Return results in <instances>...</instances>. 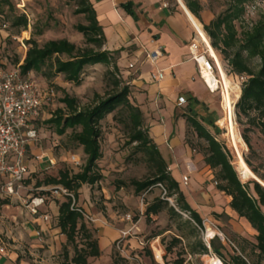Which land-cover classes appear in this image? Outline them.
Masks as SVG:
<instances>
[{
  "label": "trees",
  "instance_id": "1",
  "mask_svg": "<svg viewBox=\"0 0 264 264\" xmlns=\"http://www.w3.org/2000/svg\"><path fill=\"white\" fill-rule=\"evenodd\" d=\"M17 0H0V17L16 12ZM75 4L74 16H81L85 24L74 27L75 35L83 40V46L67 38L47 39L39 43L36 39L43 33L38 29L30 33L24 42L26 51L19 66L22 76L41 74L46 80L60 77L63 82L76 87L82 83V76L87 68L103 66L106 68L103 82L104 93H94L92 100L85 106L79 105L76 97L69 96L64 90H59L63 96L59 100L62 108L55 110L53 116L44 123L55 129L57 136H63L67 131L69 141L76 145L82 154L80 170L71 175L67 170H59L55 176H47L35 185V197L48 201L49 190L46 188L62 187L72 193L73 200L62 197L56 200L57 216L53 226L59 230L64 238V245L60 250V264H89L101 255L94 230H91L76 206L78 191L84 185L93 186L100 176L96 172L97 162L101 160L100 149L101 123L108 116L124 130L127 143L143 156L149 175L142 180H131L130 186L134 195L141 194L160 185L164 191L162 198L156 197L146 204L144 216L155 217L165 211L170 223L176 224L177 236L170 238L167 243L160 240L163 247V261L166 264H184L185 255L204 256L212 254L224 264H264V175L258 168L253 167L248 157L242 158L255 179L242 184L237 172L231 164V156L225 146L207 132L192 116L185 118L186 133L190 129L198 142L196 151L190 142L185 144L190 150L199 154L202 162L214 172L217 190L230 198L229 208L239 219H244L255 232L254 241L233 234L232 239L237 248L227 253L226 247L219 238L214 236L209 241V247L200 240L196 228H202V220L191 210L177 182L171 177L168 165L160 155L149 131L144 127L145 118L139 106L133 99L132 86L128 80L122 78L117 62L122 50L109 52L105 49L106 40L102 29L96 20L95 11L89 0H73ZM250 0H231L224 12L217 15L202 29L214 52L222 57L228 74L244 77L240 87V96L233 107L236 124L242 129L240 137L253 154L250 134L256 130L264 138V18L245 26L242 18L246 4ZM188 12L200 23L203 6L199 0H181ZM125 11L132 14L129 3L121 5ZM10 28L17 32H25L28 22L24 15L10 17ZM238 24V27L236 26ZM103 48V50H102ZM217 56V55H216ZM258 61V68L253 71L250 63ZM1 68H5L2 64ZM47 71L45 74L44 71ZM39 121L34 124H38ZM185 133V136H186ZM185 139V137H184ZM262 182V183H261ZM168 200L172 206L168 205ZM9 200H1L0 207L7 206ZM187 214L189 220L181 221V214ZM227 225L229 218L225 214L213 215ZM195 225V227L191 224ZM162 234L150 236V242ZM182 241L186 244L182 245ZM179 246L178 250H175ZM175 250V252H173ZM174 255L172 261H167L169 255ZM227 257L226 261L224 258ZM112 264H128L119 254L112 255Z\"/></svg>",
  "mask_w": 264,
  "mask_h": 264
},
{
  "label": "rangeland",
  "instance_id": "2",
  "mask_svg": "<svg viewBox=\"0 0 264 264\" xmlns=\"http://www.w3.org/2000/svg\"><path fill=\"white\" fill-rule=\"evenodd\" d=\"M176 1L173 0V3L178 7ZM199 1L203 6V12L201 14L202 23L199 22L202 28L203 24L208 23L217 15L224 12L231 0ZM245 8V14L242 18L243 25L250 26V24L256 22L260 18H264V0H250ZM15 9L16 12L11 15L13 17L24 15L27 18L29 26L25 32L19 33L15 29L9 27L11 22V15L9 13H6V16L0 17V65L2 64L5 68H11L16 63L21 62L26 51L24 42L30 37L31 32L38 29L43 30L42 35L36 38L39 43L47 39L67 38L83 46V40L75 35L74 27L77 24L85 23L81 16L73 15L75 10L73 0H17ZM236 26L238 27V24ZM198 41L202 44L199 39ZM199 49L202 52L205 51L204 44L201 46L199 45ZM215 54L232 86L230 97L235 105L240 96L241 84L245 81V78L228 74L227 69L224 67L222 57L216 52ZM250 66L253 71H256L258 68V61L256 59L251 61ZM118 68L119 72L124 71V67ZM105 70L106 68L103 66L87 68L83 73L82 83L78 87L63 82L60 77L46 80L41 74H31L42 86L52 87L55 91V96L52 102L44 108L39 123L34 124L36 137L29 142L26 154V165L29 164V175L24 182L25 190L21 194V201L10 200L7 205L9 208H5L6 206L0 207V246L8 248L12 246L17 247L18 250L22 252L23 256L29 260H34L35 263L32 264H60L61 258L58 251L59 249L57 251L55 249L58 245L56 242L53 243L54 247H51L50 251L47 248L48 245L38 246L36 242H34L36 241L34 231L40 229V227H37L36 223L33 222L32 217L23 206V201H25L28 196L35 197L34 189L36 183L42 182L47 176H55L59 170H67L71 175L76 174L80 168L74 167L68 163L71 155L78 156L83 161L80 149L68 139L70 132L67 131L65 135L57 136L55 129L46 125L44 122L53 116L56 109L62 108L59 100L62 98L63 94L59 90H64L69 96L76 97L81 107L91 102L94 93L103 95L105 91L103 82ZM213 71L216 75L215 69H213ZM44 72L47 74L46 70ZM121 76L125 80L124 75L122 74ZM213 96V110L201 107L196 109L195 113H190L189 110L183 109V113L176 114L174 119L178 117L186 118L190 114V116L201 123L203 128L229 151L231 164L239 177L236 151L226 136V121L221 88L216 91ZM192 108L194 107L192 106L191 109ZM143 109L145 116L150 115L149 112H154L153 105L150 101L144 105ZM233 121L240 135L242 129L236 124L234 115ZM168 124L169 121L166 120L167 127ZM161 126H163L162 123ZM171 126L174 128L175 133H178L177 126ZM180 126L179 132L181 133L182 129ZM144 127L148 130V125L145 122ZM151 138L155 140L152 133ZM250 140L254 152L253 154L249 155L246 146L243 147L240 144L236 145L237 151L240 152L242 158L248 157L252 166L258 168L260 173L264 175V138L259 135L256 130H253L250 134ZM127 141L126 134L122 127L113 122L111 116H108L107 119L101 123V136L99 142L102 158L97 162L96 168L100 180L93 186L84 185L78 191L76 206L82 210L84 221L87 226L91 230H94V236L97 238L98 244L99 238L103 237L102 232L104 230L108 233L113 231L116 234L115 238L110 239L111 244L109 248L104 245V242L101 243L100 259H94L90 261L89 264H111L110 258H112V255L119 254L122 256L124 242L135 237L143 243L141 246L143 254H145L146 257L149 256L150 260H152L151 256L153 254V249L149 245L156 241L155 246H160L163 250L160 240L163 239V242L167 243L170 238L178 234L175 229L176 224L168 221V216L165 211L159 213L155 217L146 218L144 216L146 204L151 203L156 197L162 198L163 192L161 188L155 187L140 196L136 197L134 195L133 188L130 186V181L144 179L149 175V171L145 165L142 154L136 150L134 144H128ZM183 142L184 144L185 142H190L192 147L196 151L198 150V142L195 140L194 134L190 129H188ZM161 153L163 152L161 151ZM40 163L42 164L40 168H38L37 164ZM31 166H33L34 169H32ZM212 176L211 183L214 186L215 175L213 171ZM239 180L242 184L252 181L250 178L243 180L240 177ZM214 187L217 188V185ZM44 190H50V188ZM47 195L48 201H46V203L53 202L54 204L56 200H63L62 198H56L51 192ZM171 203L168 202V205L172 206ZM2 209H4L3 212ZM46 215L51 218V222L53 223L54 218L50 210H47ZM185 220H189V216L182 213L180 222ZM217 221H219L223 227L218 226L213 221L203 219V230L200 231L196 228L199 238L207 245L212 237L217 236L221 244H223V242L225 243L224 246L227 249L226 254L229 255V253L236 250L237 245L233 241V234L228 227H226V224L221 220L217 219ZM191 224L195 227L192 222ZM133 225H136L139 229L137 235L128 237L124 242L118 243L120 232H129ZM238 227L240 230L244 231L241 225H238ZM205 231L208 234V239L205 238ZM131 233L130 231V234ZM159 233L162 235L150 242H146L150 236ZM243 233L247 237L245 231ZM184 244H186V241H182V245ZM178 249L179 246L176 247L175 250ZM175 250H173V252H175ZM155 254L158 256L157 249L155 250ZM213 257L215 256L212 254L204 256L185 255L184 264H210L209 258ZM173 258L174 255L171 254L167 257V261H172ZM224 259L226 261L228 260L227 257ZM164 264H166V262H164ZM218 264L224 263L222 260H219Z\"/></svg>",
  "mask_w": 264,
  "mask_h": 264
},
{
  "label": "crops",
  "instance_id": "3",
  "mask_svg": "<svg viewBox=\"0 0 264 264\" xmlns=\"http://www.w3.org/2000/svg\"><path fill=\"white\" fill-rule=\"evenodd\" d=\"M89 2L105 37V49L109 52L122 50L117 65L124 67L122 74L132 86L133 99L145 118L149 134L150 136L153 134L155 138L153 141L191 210L195 211L201 220L213 221L220 227H223L222 224L213 215L225 214L229 218L226 227L230 232L253 242L255 232L244 219L237 218L231 211L228 206L230 198L212 185V171L204 165L201 156L184 144L185 118L174 119L176 114L183 113V109L195 113V110L201 107L212 110L214 107V93H211L203 82L198 64L188 48L191 40L200 46L202 44L178 2L176 1L178 7L173 0H89ZM127 3L131 5L133 15L121 7ZM151 41L161 46L164 51L163 57L155 65L144 61V51L150 50L153 46ZM204 58L211 60L207 54H204ZM129 63L136 64L134 69L128 72L126 66ZM155 71H162L163 79L153 83L149 79V74ZM148 101L152 103L154 112H149L150 115L145 116L143 108ZM192 106L194 108L191 109ZM166 120L169 121L168 127ZM171 125L177 126L178 133H175ZM179 126L182 129L181 133ZM42 163L37 164V167L40 168ZM27 165L29 168V164ZM31 168L34 169L33 166ZM183 177L188 179L186 185L182 182ZM47 210L51 211L53 218L57 216L55 203H44L41 211L46 214ZM32 220L40 227L34 231L36 235L34 242L38 246L48 245L49 251L56 242L58 245L55 249L56 251L59 249L60 253L65 241L59 230L53 226L51 218L43 221L32 217ZM238 225L244 228L247 237ZM110 233L105 230L102 232L103 237L99 238L100 251L102 242L109 248L110 239L116 237L115 232ZM139 242L137 237L124 242L122 257L128 264H164L162 259L164 251L160 246H155L156 241L149 245L153 249L152 260L143 254ZM156 249L158 256L155 254ZM0 250H3L0 253V264L35 263L34 260L23 256L15 246L11 248L0 246ZM216 260L219 263V259ZM110 262L112 264L111 258Z\"/></svg>",
  "mask_w": 264,
  "mask_h": 264
},
{
  "label": "built area",
  "instance_id": "4",
  "mask_svg": "<svg viewBox=\"0 0 264 264\" xmlns=\"http://www.w3.org/2000/svg\"><path fill=\"white\" fill-rule=\"evenodd\" d=\"M151 44L153 45L152 48L144 51V61L155 65L163 57L164 51L154 41H151ZM188 48L192 58L198 64L201 75L198 59L201 56L204 58L206 49L202 52L194 40L190 41ZM204 59L203 68L213 72V62ZM135 64L129 63L126 70L128 72L133 70ZM149 79L153 83L159 82L163 79V72H151ZM54 96L55 91L52 87L42 86L30 74L22 76L19 66L14 68L0 67V201H21V194L25 190L24 182L29 175L26 165L27 149L29 142L36 137L34 123L41 119L44 108L52 102ZM68 163L74 167L80 166L78 157L74 155L69 157ZM187 181L186 177L182 178L184 185L187 184ZM216 185L217 183L214 182V186ZM158 187L162 189L160 185ZM49 191L56 198L68 197L73 200L72 193L62 187H54ZM162 192L164 195L163 189ZM168 202L171 203L170 200ZM44 203V199L41 197L28 196L23 201V206L31 217L47 221L49 217L41 211ZM79 212L84 217L83 212ZM138 230V227L133 225L130 229L131 234L130 231L120 232L118 243L137 235ZM199 230L202 231L203 229ZM139 245L142 246L143 243L139 242ZM206 246L208 248L209 243ZM2 251L0 250V253Z\"/></svg>",
  "mask_w": 264,
  "mask_h": 264
},
{
  "label": "bare ground",
  "instance_id": "5",
  "mask_svg": "<svg viewBox=\"0 0 264 264\" xmlns=\"http://www.w3.org/2000/svg\"><path fill=\"white\" fill-rule=\"evenodd\" d=\"M180 4V7L182 11L184 12L185 16L188 18L193 30H195L196 35L198 39L204 44L207 55L213 60L214 63V69L216 71V75L211 71H206L203 68V64L205 63V59L203 56H201L198 59L199 66L201 67V75L202 80L205 82V84L208 86V89L211 93H215L221 88L222 92V103H223V109H224V115H225V121H226V136L231 143L232 147L236 151V161L238 165V174L239 177L243 180L246 179H255L254 175L246 164L244 163L240 152L237 151L236 145L240 144L243 147H245V144L243 143L240 135L238 134V131L236 130V125L233 121V107H234V101L231 100L230 97V91L232 89V86L230 82L228 81L221 64L218 60V57L216 56L214 50L211 48L209 41L204 34L200 23L188 12V10L184 7V5L181 3L180 0H177ZM200 77V76H199ZM238 96V93H237ZM262 183V182H261ZM262 185H264L262 183ZM205 238L208 239V234L205 232ZM210 264H218V261L216 258H209Z\"/></svg>",
  "mask_w": 264,
  "mask_h": 264
},
{
  "label": "water",
  "instance_id": "6",
  "mask_svg": "<svg viewBox=\"0 0 264 264\" xmlns=\"http://www.w3.org/2000/svg\"><path fill=\"white\" fill-rule=\"evenodd\" d=\"M254 179V178H253ZM264 187V186H263Z\"/></svg>",
  "mask_w": 264,
  "mask_h": 264
}]
</instances>
